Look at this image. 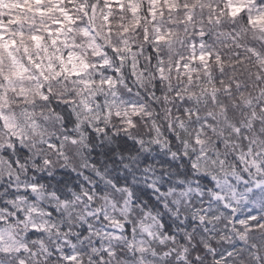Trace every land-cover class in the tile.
Listing matches in <instances>:
<instances>
[{
  "label": "clouds",
  "instance_id": "1",
  "mask_svg": "<svg viewBox=\"0 0 264 264\" xmlns=\"http://www.w3.org/2000/svg\"><path fill=\"white\" fill-rule=\"evenodd\" d=\"M0 264H264V0H0Z\"/></svg>",
  "mask_w": 264,
  "mask_h": 264
}]
</instances>
